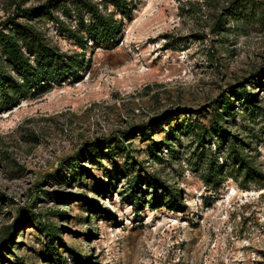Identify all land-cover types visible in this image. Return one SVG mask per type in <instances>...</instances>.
Here are the masks:
<instances>
[{
    "label": "rangeland",
    "instance_id": "374dc122",
    "mask_svg": "<svg viewBox=\"0 0 264 264\" xmlns=\"http://www.w3.org/2000/svg\"><path fill=\"white\" fill-rule=\"evenodd\" d=\"M47 1L0 0V29L85 64L0 112V264H264V0H113L112 48Z\"/></svg>",
    "mask_w": 264,
    "mask_h": 264
},
{
    "label": "trees",
    "instance_id": "16d2710c",
    "mask_svg": "<svg viewBox=\"0 0 264 264\" xmlns=\"http://www.w3.org/2000/svg\"><path fill=\"white\" fill-rule=\"evenodd\" d=\"M117 6L116 10L102 9L93 0H48L41 6L27 8L29 16H48L56 20L61 26L62 21L55 16L54 10H62L63 14L72 16L75 13L77 24L75 27H65L67 35L75 40L82 48L92 45L95 48H112L117 46L118 38L123 30L122 19L117 18V12L127 8L126 3ZM246 4L247 0H243ZM72 5H69V4ZM241 12V11H240ZM231 14H239L232 11ZM11 31L0 29V112L18 105L27 97H37L52 88L54 83L61 84L85 64V52L66 53L57 47L44 41L42 33L31 24L15 23ZM245 98L252 102L254 94L243 91ZM228 98L222 100V111L226 112L230 105ZM223 131V128H220ZM242 167H246V174H252V178L261 175L255 167L250 166L245 158H239ZM79 175V171H76ZM151 182V181H150ZM153 187L166 188L170 194L169 201L178 203L177 191L173 187H167L159 179H155ZM57 198V195H54ZM179 205V204H178ZM28 221V219H25ZM54 233L59 232V227L53 228Z\"/></svg>",
    "mask_w": 264,
    "mask_h": 264
}]
</instances>
